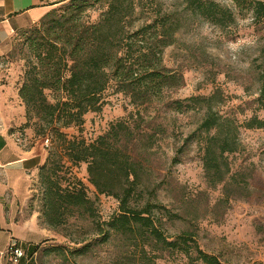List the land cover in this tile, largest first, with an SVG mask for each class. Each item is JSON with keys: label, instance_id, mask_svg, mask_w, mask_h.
<instances>
[{"label": "rangeland", "instance_id": "rangeland-1", "mask_svg": "<svg viewBox=\"0 0 264 264\" xmlns=\"http://www.w3.org/2000/svg\"><path fill=\"white\" fill-rule=\"evenodd\" d=\"M142 1L136 26L163 14L181 22L174 44L164 50L162 58L166 68L183 76V86L167 93L162 102L140 109L111 89L105 93L102 111L88 113L82 126L62 131L68 138L92 143L113 125L125 121L134 129L129 148L145 167V198L181 217L166 223L167 233L193 232L199 247L225 264H264V128L239 129L240 148L228 156L231 172L222 184L213 187L201 161L199 136L203 132L198 126L203 111L182 114L168 106L173 100L209 96L218 90L221 115L238 124L254 116L264 119V110L257 102L259 76L264 70V17L256 19L252 10H241L233 0H212L234 13V23L221 28L188 12V0ZM64 3L67 1L39 0L37 6L47 13ZM86 14L95 22L100 11L91 9ZM39 20L14 23L0 50V135L33 151L37 158L30 166L39 160L43 164L52 148L51 136L36 134V120L27 123L25 106L18 95L24 80L25 39ZM137 110L142 119L135 115ZM38 167L16 178L0 171V264H9L8 248L17 241L37 248L35 264H109L114 256L113 243L100 242L97 223L106 222L118 211V201L97 193L88 181L86 164L66 163L63 170L84 184L94 215L74 217L67 225L50 229L41 218ZM86 244H92L86 254H71ZM52 247L62 248L64 255H43ZM165 256L157 264H190L182 255Z\"/></svg>", "mask_w": 264, "mask_h": 264}, {"label": "trees", "instance_id": "trees-1", "mask_svg": "<svg viewBox=\"0 0 264 264\" xmlns=\"http://www.w3.org/2000/svg\"><path fill=\"white\" fill-rule=\"evenodd\" d=\"M65 1L45 13L26 36L24 80L18 91L27 123L35 119L36 134L52 138V148L38 167L42 223L58 229L71 218L93 217V203L84 184L68 176L67 169L63 170L66 163H84L88 181L97 193L119 203L118 211L109 220L97 223L100 242L113 243L114 256L109 264H157L165 255H182L190 264H225L203 251L193 232L167 233L166 223L181 217L145 198V167L129 148L134 138L130 125L118 122L92 143L68 138L62 131L80 127L88 113L102 111L105 93L111 89L140 109L162 102L167 93L181 88L183 76L166 68L162 58L164 50L174 44L181 22L173 15L163 14L136 26L142 0ZM233 1L241 10H252L256 19L264 17L263 0ZM91 9L100 11L95 22L87 18ZM186 9L221 28L235 21L230 9L212 0H188ZM259 81L257 102L264 110V70ZM221 101L217 90L209 96H191L168 104L177 113L203 111L198 126L204 134L199 136L201 161L213 187L222 184L231 172L228 156L240 148L239 129L264 128V119L257 116L238 124L221 115L217 109ZM135 115L142 119L140 111ZM148 139L151 141L152 136ZM14 245L22 249L23 255L17 261L10 258L9 264H35L33 255L37 248L18 241ZM91 247L92 244H86L71 254H86ZM64 252L60 247H52L44 250L43 255Z\"/></svg>", "mask_w": 264, "mask_h": 264}, {"label": "crops", "instance_id": "crops-1", "mask_svg": "<svg viewBox=\"0 0 264 264\" xmlns=\"http://www.w3.org/2000/svg\"><path fill=\"white\" fill-rule=\"evenodd\" d=\"M38 2L39 0H0V50L13 31L14 23L25 22L27 19L36 21L43 16L46 9L37 6ZM34 158L37 157L32 150L18 146L7 136L0 135V171L3 174L9 175V172L13 178L25 175L30 168L40 166V160L30 166L35 161Z\"/></svg>", "mask_w": 264, "mask_h": 264}, {"label": "built area", "instance_id": "built-area-1", "mask_svg": "<svg viewBox=\"0 0 264 264\" xmlns=\"http://www.w3.org/2000/svg\"><path fill=\"white\" fill-rule=\"evenodd\" d=\"M49 140L46 139L45 140V146H48ZM9 256L13 261H17L18 259H20L23 255V251L21 248L16 247L14 244H11L9 246Z\"/></svg>", "mask_w": 264, "mask_h": 264}]
</instances>
